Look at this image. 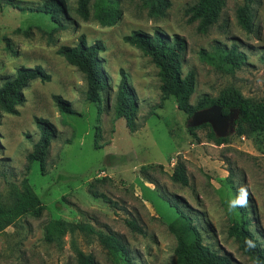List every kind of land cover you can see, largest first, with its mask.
Wrapping results in <instances>:
<instances>
[{
	"label": "rangeland",
	"instance_id": "rangeland-1",
	"mask_svg": "<svg viewBox=\"0 0 264 264\" xmlns=\"http://www.w3.org/2000/svg\"><path fill=\"white\" fill-rule=\"evenodd\" d=\"M9 1L23 10L8 5ZM47 1L0 0V85L19 67L40 66L50 75L48 82L35 80L24 90L25 101L16 115L0 113V201L11 203L10 189H20L21 180L26 179L43 206L39 218L24 215L0 232V264H78L75 248L91 254L97 264H125L113 259L93 234L68 231L61 249L47 244L44 227L59 219L117 234L135 264H186L185 257L180 259L175 253L178 242L169 225L177 213L169 202L191 218L203 247L236 264H254L228 237L231 221L240 217L237 209L228 210V202L241 187L246 188L251 230L264 242V143L236 135V110L222 120L215 117V109L195 119L177 110L173 99L162 100L157 68L124 43L123 37L132 31L152 35L158 30L183 38L182 72L193 70L196 78L192 105L202 95L217 98L229 88L264 102V0H254L251 33L236 22L235 11L242 0H226L218 22L207 34L197 33L196 24H189L184 14L196 0H170L171 7L161 19L148 18L140 0H117L122 17L112 27L81 20L75 13L76 0H65L68 17L60 19L67 29L57 31L53 43L41 31L55 27L50 17L30 11ZM17 29L29 31L30 36L16 33ZM81 34L89 44L100 41L104 45L99 56L109 89L99 106L85 100L83 75L56 54L60 45H75ZM214 42L235 44L247 55V64L222 72L202 62L198 52H210ZM7 44L17 54L6 51ZM120 70L138 101L133 132L124 119H117L114 110ZM52 95L68 101L75 113L58 112ZM34 117L47 119L57 132L43 174L37 162L28 172L25 169L26 155L39 138ZM197 124L207 126L191 131ZM210 132L226 138L227 144H213L208 139ZM178 161L185 164L187 187L170 178ZM127 219L134 220L144 234L131 232Z\"/></svg>",
	"mask_w": 264,
	"mask_h": 264
},
{
	"label": "trees",
	"instance_id": "trees-1",
	"mask_svg": "<svg viewBox=\"0 0 264 264\" xmlns=\"http://www.w3.org/2000/svg\"><path fill=\"white\" fill-rule=\"evenodd\" d=\"M140 2L150 19L164 18L171 7L170 0H140ZM225 3L226 0H196L184 10L187 22L196 24L197 33L207 34L218 22ZM8 5L23 10L14 2L9 1ZM253 5L254 0H242V4L235 11L236 22L246 33H251L254 27ZM30 11L48 15L52 23L55 24L50 32L38 28L47 36L48 43L54 42L53 35L57 31L67 29L60 19L61 16L68 17L65 0H49ZM75 13L81 20H93L102 27H112L122 17L117 0H76ZM16 33H22L25 37L30 36L29 31L17 29ZM123 41L148 57L157 68L162 100L173 99L177 110L188 117L211 108L219 110L223 117H226L230 111L236 110L238 112V118L235 121L236 135L239 137L250 136L259 143H264V102H255L245 98L237 89L229 88L221 92L217 98L202 95L195 105L190 104V98L195 91L196 78L193 70L187 71L186 74L182 72L186 52L183 38L169 36L158 30L152 35L141 31H132L123 37ZM5 49L13 55L17 54L10 44H7ZM103 51L104 45L100 41L89 44L82 34L78 37L75 45H60L56 50L58 56L83 75L86 86L85 100L98 104V106L102 102V94L109 89V78L102 70V60L99 56ZM198 56L202 62L222 72H233L247 64V55L240 51L235 44L226 46L220 42H214L210 52L202 49L198 52ZM119 74L120 80L117 85L114 110L117 119H124L126 128L133 132L136 126L138 101L124 71L120 70ZM35 80L48 82L50 75L40 66L17 68L15 74L0 85V113L16 115L17 107L25 101L24 90ZM51 99L58 112L75 113L71 104L60 95H52ZM100 114L101 110L98 108L97 122H99ZM34 125L39 131V138L26 155L25 169L28 172L30 165L37 162L43 174L51 140L56 138L57 132L53 124L41 117H34ZM206 126V124H202L195 128L192 127L190 130ZM99 137L100 129L97 126L96 139ZM208 139L217 146L227 144L226 138L217 137L213 132L209 133ZM170 178L174 183L183 187L188 186L189 181L183 161L176 162ZM9 195L11 203L6 204L0 201V232L24 215L34 218L41 216L43 211L41 200L26 179L21 180L20 189L12 187ZM93 196L108 204L111 203L102 194L94 193ZM169 204L177 213V217L169 225V229L177 238L178 244L175 253L178 258L185 257L186 264H236L228 256L217 255L207 247H203L201 236L191 218L177 204L170 202ZM237 210L240 217L238 220L231 221L227 230L228 237L234 239L238 250L254 264H264V242H261L251 230L250 212L246 206L239 207ZM125 224L131 232L144 234L143 229L134 220L127 219ZM68 231L70 233L77 231L93 234L113 259H119L125 264H135L128 248L117 234L96 231L90 225L66 223L60 219L52 220L44 227L43 239L47 244L61 249L63 237ZM74 251L78 264H97L91 254H85L76 248Z\"/></svg>",
	"mask_w": 264,
	"mask_h": 264
},
{
	"label": "clouds",
	"instance_id": "clouds-1",
	"mask_svg": "<svg viewBox=\"0 0 264 264\" xmlns=\"http://www.w3.org/2000/svg\"><path fill=\"white\" fill-rule=\"evenodd\" d=\"M248 202V193L246 188L241 187L239 189V194L234 198L233 200L228 202V210L229 211H234L239 207H245ZM251 245V242H249Z\"/></svg>",
	"mask_w": 264,
	"mask_h": 264
},
{
	"label": "water",
	"instance_id": "water-1",
	"mask_svg": "<svg viewBox=\"0 0 264 264\" xmlns=\"http://www.w3.org/2000/svg\"><path fill=\"white\" fill-rule=\"evenodd\" d=\"M213 109H215V108H211V109H208V110L211 111V110H213ZM208 110L199 111V112L195 113V114H194V118L197 119L198 117L207 114V111H208ZM215 110H217V109H215ZM217 111H218V113L215 114V117L218 118L219 120L225 119V118L227 117V116H226V117H223V116L221 115L220 111H219V110H217ZM192 117H193V116H192ZM199 125H201V124H199ZM199 125L197 124V126H199Z\"/></svg>",
	"mask_w": 264,
	"mask_h": 264
}]
</instances>
